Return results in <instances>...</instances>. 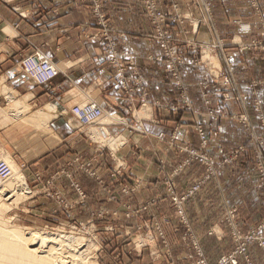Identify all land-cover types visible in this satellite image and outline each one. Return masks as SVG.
<instances>
[{
	"label": "rangeland",
	"instance_id": "obj_1",
	"mask_svg": "<svg viewBox=\"0 0 264 264\" xmlns=\"http://www.w3.org/2000/svg\"><path fill=\"white\" fill-rule=\"evenodd\" d=\"M42 2L0 0V13L4 19L9 16L6 10H16L19 18L34 22L44 10ZM77 2L90 9L97 31L95 39L106 42L108 48L112 46L115 38L121 35L114 31L101 0ZM139 2L151 28L146 37L160 49L158 62L163 64L169 84L178 93V107L159 104L158 108L170 109L175 114L182 110L194 114L193 103L186 94L189 86L182 77V70L189 68L211 126H217L222 120L235 125L229 136V141L236 142L235 146L217 157L215 150L221 153L222 146L218 144L213 148V131L198 122L190 128L187 142L178 141L177 127L171 134L160 132L156 139L164 146L165 153L178 156L177 161L171 168L165 158L156 161L152 171L157 172L162 191L135 205L131 200H137L143 180L131 172L133 163L138 167L141 161L139 149L132 145L130 137L132 132L145 135L138 122L135 121L137 126H134L118 118L130 137H120L121 141L115 142L112 135H104L101 127V122H117L104 107L100 106L106 113L105 121L101 118L91 126H80L70 112H55V117L61 116L81 130H88L86 137L98 152H107L108 157L110 153L111 160L108 164L105 162V166L111 167L108 181L112 191L106 189L107 178L98 175L97 165L91 170L90 162H75L78 171L94 180V188L99 192L95 193L92 207L85 209L86 192L83 184L72 176L70 162L51 160L48 161L50 166L43 170L41 167L27 169L25 164L11 160L16 172L14 178L23 177L26 189L20 197L5 203L0 213V227L7 231L18 230L25 238L26 234L37 232L57 240L77 239L85 245L82 250L91 245V259L83 264H220L223 258L231 255L236 264H264V0H189L184 8L176 0H169L166 6L159 0ZM4 32L10 35L8 30ZM33 49V53L20 60L15 71L30 88L48 86L51 79L38 84L20 69V63L33 55H42L53 64L43 51ZM9 50L6 44L0 45V57L9 54ZM249 58L251 62L244 64ZM246 72L251 79H244ZM236 77L247 81L238 82ZM1 87L5 90L4 85ZM142 89L144 100L147 93ZM222 104L233 105L232 112H237L229 113V107L222 109ZM78 105L81 104L74 106ZM140 108L148 111L145 104ZM127 109L130 118H138L139 114L146 116L144 112L137 114L131 106ZM96 132L95 137L91 135ZM121 142L122 146L123 143L130 145L132 153L127 157L117 156V159L116 151ZM228 168L243 172L254 185V219L253 224L247 225L241 222L240 209L225 208L219 227H223L221 238L225 235L226 239L220 245L222 252L211 260L212 263L203 242L205 236L221 235L217 233L220 229L211 226L200 234L199 228L191 223L187 207L201 187L215 181ZM189 170L197 175L186 177L185 172ZM29 172L31 175L27 176ZM246 177H240L239 183L243 184ZM102 190H107L104 196L99 195ZM206 244L214 253L213 243ZM54 246L60 249L59 244ZM61 249L65 251L64 247Z\"/></svg>",
	"mask_w": 264,
	"mask_h": 264
},
{
	"label": "crops",
	"instance_id": "obj_2",
	"mask_svg": "<svg viewBox=\"0 0 264 264\" xmlns=\"http://www.w3.org/2000/svg\"><path fill=\"white\" fill-rule=\"evenodd\" d=\"M42 1L44 10L34 22L22 20L16 14V10H6L9 16L4 19L0 13V45L6 44L10 49L9 54L0 57V83L8 89L7 93L12 95V99L9 100L7 93L0 90V110L6 111L10 103L15 101L21 103L23 107L16 115L12 113V117H8V122L6 119V122L0 123V159L5 155L14 162L25 164L27 169L41 167L43 170L50 166L48 161L51 160L70 162L72 176L83 184L86 192L84 208L89 209L92 207L95 193L99 192L94 188V180L88 174L77 170V163L90 162L93 167L91 170L97 165L98 175L107 178L106 189L110 190L108 177L111 167L105 166V162L108 164L111 160L110 153L109 158L106 156L107 152H98L96 146L86 137L88 130H81L61 116L51 118L49 121H37L35 117L37 112L47 106L54 107L56 113H68L76 104L84 106L90 101L96 102L116 118L115 124L101 123L104 135H112L115 142L121 141L120 137L123 139L130 137L118 118L134 126H137L135 121L138 122L145 135L132 132L130 137L132 145L139 149L141 161L140 167H135L133 163L131 172L143 180L136 194L137 200L133 198L131 200L135 205L162 191L158 174L152 171L156 161L167 159L169 168L177 161L178 156L175 153H165L164 146L156 139L160 132L171 134L177 127L178 141L187 142L190 128L198 122L205 125L209 131H213V148L218 144L222 146L221 153L215 150L217 157H221L225 151L235 146L236 142L229 141L230 130L235 125L222 120L217 126H211L198 92L193 86L194 76L189 68L182 70V77L189 86L186 94L193 103L194 114L184 110L175 114L170 109L158 108L159 104L176 108L179 105L178 93L169 84L163 64L158 62L160 49L146 37V34L151 33V28L143 17L139 0H101L114 31L121 35L117 36L122 37L115 38L109 48L106 42L95 39L97 31L92 24L90 9L86 5H80L77 0ZM159 1L162 6L169 3V0ZM188 1L176 0L181 8H184ZM53 12H56V15ZM5 30H8L10 35L6 34ZM33 48H38L50 57L58 71L48 86L30 88L15 71L20 60L34 52ZM250 62L249 58L243 63ZM243 69L246 71V68ZM245 74L244 79H251L249 73ZM244 79L236 77L238 82ZM142 87L147 93L144 100L141 97ZM141 104H145L148 111H142ZM233 105L230 107L228 104L226 106L222 104L221 107L222 109L229 107V113H236V110L232 112ZM128 106L136 110L137 114L144 112L146 116L141 117L139 114L138 118H130ZM236 108L238 109L237 106ZM113 145L115 146V143ZM116 152V157L122 158L127 157L132 150L130 145L124 146L123 143L122 146L121 142ZM242 173L228 168L215 181L201 187L198 195L196 194L188 203L187 210L191 223L199 228L200 234H204L211 226L216 230L220 229L217 233H222L223 227H219V219L225 208L237 207L240 209L241 222L253 224L254 185L249 177ZM185 174L189 178L197 175H194L193 170ZM30 175L29 172L27 176ZM244 176L246 181L243 184L239 183V178ZM106 191H100L99 195L104 196ZM193 209L195 212H192ZM221 237L222 234L205 236L203 247L209 261L222 252L220 245L226 236ZM206 242L213 243L214 253L210 251Z\"/></svg>",
	"mask_w": 264,
	"mask_h": 264
},
{
	"label": "bare ground",
	"instance_id": "obj_3",
	"mask_svg": "<svg viewBox=\"0 0 264 264\" xmlns=\"http://www.w3.org/2000/svg\"><path fill=\"white\" fill-rule=\"evenodd\" d=\"M1 86L3 85L0 83V89L3 91L4 87ZM5 90V92L8 91L6 87ZM7 96V99H12L10 93H7ZM79 106H82V104ZM20 109H23L21 103L17 101L10 103L9 109L6 111L0 110V123L6 122V119L8 122V117H12L13 114L16 115V112ZM54 115V107L50 105L45 109L38 111L35 117L37 121H49L51 118L55 117ZM104 118L105 116L103 117V120ZM96 134L97 132L91 133L94 137ZM0 162H3L10 170L9 175L5 177L6 179L0 181L1 213L6 206V202L9 200L14 201L25 192L26 185L23 177L20 176L19 178H14L16 172L13 169L11 159L2 155ZM10 179L11 181L9 182ZM27 235L28 237L25 238L18 230L7 231V229L2 226L0 227V264H83L87 259H91L90 250L92 246L88 245L82 250V247L85 245L79 243V240L77 239L69 240L67 238H59L60 240H57L52 237L51 239L48 235H44L45 237H43L37 232L28 233L26 236ZM57 244H59L60 249L55 248L54 245ZM29 246H33L34 248H30ZM61 247H64L65 251H62ZM59 251L62 252L60 253Z\"/></svg>",
	"mask_w": 264,
	"mask_h": 264
},
{
	"label": "built area",
	"instance_id": "obj_4",
	"mask_svg": "<svg viewBox=\"0 0 264 264\" xmlns=\"http://www.w3.org/2000/svg\"><path fill=\"white\" fill-rule=\"evenodd\" d=\"M20 69L28 78L38 84L49 82L57 74L55 66L42 55L25 58L20 63ZM70 114L80 126H91L106 115L103 108L94 101H90L84 106H74L70 110ZM9 171V168L0 162V181L6 179ZM220 264H236L234 255L223 258Z\"/></svg>",
	"mask_w": 264,
	"mask_h": 264
}]
</instances>
